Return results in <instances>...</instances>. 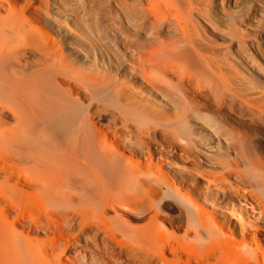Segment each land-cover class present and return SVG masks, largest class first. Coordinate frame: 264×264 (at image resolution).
Returning a JSON list of instances; mask_svg holds the SVG:
<instances>
[{"label":"bare ground","instance_id":"obj_1","mask_svg":"<svg viewBox=\"0 0 264 264\" xmlns=\"http://www.w3.org/2000/svg\"><path fill=\"white\" fill-rule=\"evenodd\" d=\"M4 2L0 157L59 239L49 256L35 231H1L0 264H56L76 225L111 234L95 264H264L262 0H96L95 30Z\"/></svg>","mask_w":264,"mask_h":264},{"label":"rangeland","instance_id":"obj_2","mask_svg":"<svg viewBox=\"0 0 264 264\" xmlns=\"http://www.w3.org/2000/svg\"><path fill=\"white\" fill-rule=\"evenodd\" d=\"M4 1L5 0H0V4L1 5L5 4ZM257 1H259V0H257ZM53 2H55V4H53ZM262 2L264 3V0H262ZM56 3H57V5H56ZM58 3H59V5H58ZM44 5L49 6V7H51L52 5H55V8H53V6L50 8L51 10L53 9L52 13H53L54 17L55 18L57 17L59 20L61 19L60 23L62 22L63 25L65 24L66 26L68 25L70 27L73 26L72 23H73V19H74L75 21L77 20L74 27L78 26V24H79L82 26L87 25V27L89 26V27H91V29H94V26L97 23L96 19H98L97 17L99 15L100 11H101L100 14L102 13L101 17L105 19V20L103 19L104 23H106V19L108 18V16L105 15V13H104V12L107 13V9L105 8V10H103V8H102V10H99L98 9L99 6L97 5L96 0H47V1L46 0H43V1L42 0H19V1L16 0V7L19 10L24 11L26 14V17L28 19H30L34 10H37L39 8H44L45 7ZM26 9H28V11ZM56 9H58V10H56ZM82 13H84V15H86V17H84V16L82 17V15H83ZM0 14L3 15L4 11L0 10ZM75 15L77 18L75 17ZM103 15H105V16H103ZM235 16L238 17V14L237 15L235 14ZM82 18H84V19L86 18L85 21ZM78 22H80V23H78ZM107 22L109 24V20ZM69 24H71V25H69ZM39 26L42 27L40 24H39ZM261 27L264 30V23L261 25ZM224 28L227 29L229 27H227V25H225ZM245 31L246 30H244V32ZM248 32L249 31H247L246 33L247 34L251 33L252 37L254 39L255 38L259 39L258 35L255 34V33H259V32H254L251 30L249 33ZM254 35H255V37H254ZM256 35H257V37H256ZM9 122H8V126L10 125L9 127H13L14 123L12 121H9ZM125 138L130 140L129 137H125ZM127 139H125V140H127ZM3 159L4 158L0 157V196H1L0 197V233H1V231H3V232L6 231V232H9L11 234L18 235L19 233L23 232L24 235H28L27 232H24V231L25 230H27V231L33 230L35 232H33L29 235L30 238L33 239L34 242H38V243L43 244V246L47 245L46 247H48V248L46 249L47 250L46 254H48L49 256L53 255L54 254L53 252L56 253L58 251V249L52 248L51 247L52 244L49 240H51V238L55 237V236L57 239H59L58 238L59 237L58 232L57 233L56 232L51 233V231H47V230L45 231L44 228H46V227L43 226L44 224L37 226L34 223V221H33L34 219L35 220L41 219L45 223L48 222L47 221L48 219H47L45 214H42L38 209H36V210H38V211H36L34 208H32L30 206V204L28 205V203H25L27 205V207H26V205L24 204V201H22L18 198V196L15 193L14 186H13L14 185L13 180H14V174H15V172H13V171H15V169H13L14 164L10 160L8 161V160H5V159L3 160ZM10 175L13 177H11ZM182 189H183V192L186 193V191H185L186 189H184V188H182ZM13 193H15V196L13 195ZM3 197L6 198V200H4V199L1 200ZM17 200L21 201L20 204L23 207L25 206V208H23L24 211L22 208H20L22 206L17 203L18 202ZM115 204H117V203H115ZM200 205L203 206V208H205V210H207L208 214L213 213V211H214L213 207L206 206L202 202H200ZM28 206H29V208H28ZM114 206H116L114 208H117V212L120 210L119 214L121 216H123V221H120L121 224L124 223L123 225L126 224L125 226H129L130 228H133L135 230L143 228L147 225L148 216L137 215L134 212L129 211L128 208L126 209V207H123L124 209L120 208V207H122V205H119V204H118V206L117 205H114ZM114 208H110V210L108 209V212L105 213V218L109 222H113L115 220V216H114L115 215L114 214L115 209ZM27 209L28 210L30 209L31 211H28ZM112 209H114V210H112ZM131 212H132V214H131ZM132 215L137 217L138 219H133L132 217H130ZM20 217H21V219H20ZM24 219H25V221H24ZM112 219H114V220H112ZM22 220H23V224L21 223ZM217 220H218V217H217ZM220 222H222V221H220ZM39 226H41V227H39ZM80 227H81L80 225H76L74 227L67 228V230L65 232V236H66L65 240L66 241L68 240L70 242L69 250H67L63 255L58 257L59 259L58 258L57 259L51 258L53 261L56 262V264H95L97 262V260L95 258H96V253L98 252L97 251L98 249L94 243L97 241L101 243L103 241V239H104V241L106 239H107L106 241H109V240L111 241V238H110L111 234L106 232L107 233V236H106V233L104 232L106 229L103 230L105 236H103V234H101V233H103L102 232L103 226L101 227L102 228L100 230L101 232H97V231H99L98 229H100V226L98 228V225L96 228L93 226V227H91L92 229H89V228L85 229V232ZM165 228L168 230L167 227H165ZM94 229L95 230L97 229L96 233H98V234H94L95 233V232H93V231H95ZM186 230H187V227L185 226L178 233L175 232L176 237L177 238L183 237L185 235ZM224 232L228 236L229 235L231 236L227 226L224 227ZM99 233L102 236L101 235L98 236ZM93 234H94V236H93ZM95 235L97 237H95ZM92 237H94L95 239L96 238H98V239L95 240ZM105 237H107V238H105ZM92 239H94V240H92ZM100 239H102V240H100ZM259 239L261 240L262 237H259ZM65 240H63L61 242V247H63V245L66 243ZM104 241L101 244L97 242L96 245L99 244L100 246H102ZM114 242L115 241H112V243H110V244H112L111 248L115 252V254H117V256H118L119 251H120V247L116 242L115 243ZM110 251H111V249H110ZM174 258L175 257L172 255H166V260H168V261L173 260ZM121 260L122 261L120 262V261H116V260L114 261V259H112V261H111V259H110V261L112 262L111 264H124L123 260H125V259H124V256H122V255H121Z\"/></svg>","mask_w":264,"mask_h":264}]
</instances>
